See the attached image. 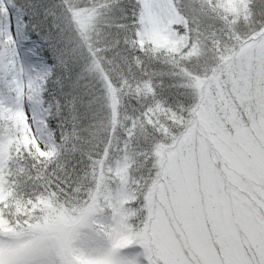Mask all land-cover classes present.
Listing matches in <instances>:
<instances>
[{"label":"snow or ice","instance_id":"1","mask_svg":"<svg viewBox=\"0 0 264 264\" xmlns=\"http://www.w3.org/2000/svg\"><path fill=\"white\" fill-rule=\"evenodd\" d=\"M0 264H264V0H0Z\"/></svg>","mask_w":264,"mask_h":264}]
</instances>
